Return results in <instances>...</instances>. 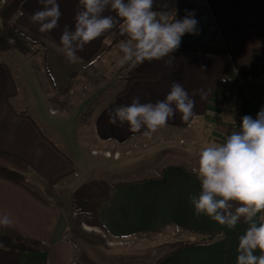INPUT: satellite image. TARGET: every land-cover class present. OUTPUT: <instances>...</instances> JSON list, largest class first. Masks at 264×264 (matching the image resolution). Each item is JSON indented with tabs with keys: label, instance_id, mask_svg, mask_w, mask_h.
I'll use <instances>...</instances> for the list:
<instances>
[{
	"label": "crops",
	"instance_id": "1",
	"mask_svg": "<svg viewBox=\"0 0 264 264\" xmlns=\"http://www.w3.org/2000/svg\"><path fill=\"white\" fill-rule=\"evenodd\" d=\"M57 2L61 15L57 27L48 32L41 33L39 26L30 20L32 13L41 8L38 0H25L10 24L0 28V152L19 158L33 168L27 175L33 185L29 186L46 200L42 202L21 186L0 178V217L8 215L12 220L6 227L8 230L0 228L3 245L0 264H143L133 255L106 257L103 253L110 249L139 245L153 248L168 243L176 244L175 248L147 264H235L238 237L247 225L241 220L234 229H229L207 217L195 216L190 197L199 192V183L191 171L180 165L166 166L155 176L110 184L95 220L84 223L92 230L73 229L77 239L69 227L70 207L57 202L64 198L60 192L74 179L76 161L44 132L53 131L60 138L59 117L71 120L78 116L81 129L77 130V145L78 141L83 143L82 149L89 156L101 158L105 163H119L121 158L129 160L133 150L153 142L152 138L130 133L127 125H109L107 113L118 105L129 104L135 96L140 97L141 103L162 100L175 81L190 95L196 93L194 114L189 121L181 120L178 114L159 131L167 134V138L179 139L180 145L186 143L183 137L191 143L196 141L202 148L222 142L225 135H230V126L239 128L245 116L240 112L242 104L257 97L264 108V86L242 88L232 93L227 109L220 107L228 81L264 76V0H185L198 6L194 15L201 9L207 10L214 24L208 29L198 27V35L186 34L182 40L219 45L226 54L176 51L172 67H164L163 61H152L134 69L152 73L154 78L127 80L126 68L124 75L115 77L120 65L111 79L103 82L95 72L102 70L97 65L104 56L118 48L107 47L116 29L87 44L83 51L77 52L81 61L70 64L60 51L59 41L65 25L70 30L74 26L77 0ZM174 3L175 0H154V9L169 11ZM7 50L8 53L28 51L27 60L38 57L41 62L36 82L39 92L15 71H18L13 68L16 61L5 56ZM81 79H84L82 88H76ZM114 79L123 83L114 85ZM84 91H88V96H82ZM75 95L79 100L77 105L73 104ZM49 109L58 113L52 115ZM37 119L47 130L40 128ZM94 151L96 155L91 154ZM107 152H117L120 158L103 156ZM259 220H264V213L259 214ZM189 231L215 236L205 243L181 247L183 243L201 239ZM178 232L190 233L191 237L180 236ZM81 236H93L97 241L81 240Z\"/></svg>",
	"mask_w": 264,
	"mask_h": 264
},
{
	"label": "clouds",
	"instance_id": "2",
	"mask_svg": "<svg viewBox=\"0 0 264 264\" xmlns=\"http://www.w3.org/2000/svg\"><path fill=\"white\" fill-rule=\"evenodd\" d=\"M41 8L30 20L41 33L57 27L61 15L57 0H38ZM124 37L119 43V63L129 70L145 62L163 61L172 67L173 55L182 38L198 35L194 12L183 18H170L167 11L155 10L154 0H77L74 26L65 25L60 36V51L70 64L81 61L77 52L110 30ZM196 93L192 95L179 82H173L162 100L141 103L135 96L129 104L111 109L108 124L151 139L179 114L181 120L193 116ZM191 174L199 183V192L190 197L194 215L234 229L243 220L247 225L238 237L235 264H264V108L256 117H242L222 142L203 147L194 161ZM8 215L0 225L10 226ZM3 245L0 244V247Z\"/></svg>",
	"mask_w": 264,
	"mask_h": 264
},
{
	"label": "rangeland",
	"instance_id": "3",
	"mask_svg": "<svg viewBox=\"0 0 264 264\" xmlns=\"http://www.w3.org/2000/svg\"><path fill=\"white\" fill-rule=\"evenodd\" d=\"M1 27H3V23L0 22V28ZM116 47L118 48H115L106 54L103 60H101L97 65V67H100L102 70L100 72L96 71L95 74L102 82L104 80H110L111 74L115 72L117 67L120 66V56L118 52L119 46ZM16 51H10L8 53L7 50L5 56L8 59L14 58L16 65L13 68H18V71L17 69H15V71L20 75L22 74L24 81L28 82L29 86H32L39 92L38 88L36 87V82L39 75L38 73L40 72L38 70L41 66L40 60L38 57H36L34 60H27L30 58L28 51L22 53ZM125 68V66L121 67L117 71L115 77L124 75L126 72ZM83 80L84 79L79 80L75 84V87L82 88L81 84ZM114 81V85L117 86L123 83L115 79ZM87 94H89L88 91H84L82 96H88ZM73 100V104H79V100L76 95ZM45 107L46 105L43 103L42 108L44 111ZM50 110L54 111L55 114L58 113L57 110L49 109V111ZM76 115H79V113ZM77 117L78 116H74V118L71 120H66L63 118V116L59 117V121L57 123L62 134V137L60 138H57V134L55 132H49L45 127L42 126L43 123L37 119L39 121L38 123L40 124V128L42 130H47L44 133L48 136V138L54 141L58 148L63 150L68 156L76 161V174L73 181L70 185H67L66 189L60 192L61 196L64 195L66 200L64 198L59 201L57 200V202L63 204L65 203V207H70L69 211H71L70 217L72 223L69 225V227L75 236L77 233H75L73 230L74 228L83 229L84 223H92L95 220L97 209L101 200L106 195L107 188L110 184L121 180L155 176L159 174L163 168L170 165H180L190 171L193 162L197 159L198 154L202 149L200 145L195 143L196 141H192L191 143V141L183 137V140H185L186 143L184 145H180L178 143L179 139H173V137L167 138V134L158 131L153 134L155 135L152 137L153 142L147 144L143 148L141 147L140 149L133 150L134 155L129 158V160L121 158L119 163H111V161L105 163L101 158H93L89 156V153L82 149L83 143L80 141H78L79 145H77V130L79 131V129H81L79 123L77 122L79 119ZM229 129L230 128H228V131ZM194 135L195 134H192V137H194ZM196 137L199 138L200 136L197 135ZM91 154L96 155L97 153L94 151ZM103 156L111 159L120 158V154L117 152L111 154L108 152L103 153ZM28 185L33 186L31 179L28 180ZM51 191H53V189ZM47 198L49 199L50 197ZM51 200L54 201V199ZM178 234L180 236L191 237L190 233L188 234L185 232H178ZM76 238L79 239L77 236ZM81 238V240L84 238V240L87 241L96 240V238L93 236H89V238L81 236ZM175 246L176 244L174 243H168L161 244L153 248H149L147 245L130 246L106 251L104 248L103 251L105 252L103 253V256L117 257L123 253L125 256L133 255L136 258L141 259L143 264H147L155 261L157 258L162 257L171 249L175 248Z\"/></svg>",
	"mask_w": 264,
	"mask_h": 264
},
{
	"label": "trees",
	"instance_id": "4",
	"mask_svg": "<svg viewBox=\"0 0 264 264\" xmlns=\"http://www.w3.org/2000/svg\"><path fill=\"white\" fill-rule=\"evenodd\" d=\"M24 1L25 0H3L2 5L0 7V22L8 26L12 21V19L14 18V16L19 11ZM197 9L198 6L196 4L193 3L187 4L185 3V0H175L172 9H170L167 12L170 14V18L172 17L183 18L187 14V12H195ZM122 39H124V37H121L119 35L118 29H116L107 47L112 48L119 46V43ZM177 51L208 53L214 55L226 54V51L222 46L194 44V43L186 42L184 40H182L181 46ZM0 56H1V49H0ZM125 67L128 72L127 80L154 78V74L152 73H140V72H136L134 69L129 70L127 66ZM33 171H34L33 168L30 167L26 162L22 161L21 159L0 152V178L21 186L22 188L27 190L30 194H32L35 198L39 199L42 202H46V200H44L36 190L32 189L28 185L27 175ZM0 228L8 230L6 227L3 226H0ZM189 232L201 236V239L195 241L194 243H183L181 247L196 244L199 242L205 243L211 241L215 236L214 233H197L192 231Z\"/></svg>",
	"mask_w": 264,
	"mask_h": 264
},
{
	"label": "built area",
	"instance_id": "5",
	"mask_svg": "<svg viewBox=\"0 0 264 264\" xmlns=\"http://www.w3.org/2000/svg\"><path fill=\"white\" fill-rule=\"evenodd\" d=\"M195 18L198 20V27L200 29H208L212 28L214 24V20L212 18V15L204 9H201L195 13ZM248 86H264V76H249L244 78H239L235 80H230L227 83V88L224 90L222 94V98L220 101V107L222 109H227L229 107L230 98L232 96V93L239 91L242 88L248 87ZM50 114L54 115V111L50 110ZM229 134H231L232 131L235 130V128H238L237 125H232L229 127ZM228 135H225L222 140H224Z\"/></svg>",
	"mask_w": 264,
	"mask_h": 264
},
{
	"label": "water",
	"instance_id": "6",
	"mask_svg": "<svg viewBox=\"0 0 264 264\" xmlns=\"http://www.w3.org/2000/svg\"><path fill=\"white\" fill-rule=\"evenodd\" d=\"M262 103L259 98L252 97L240 107V112L243 115L254 116L258 113V110L261 108Z\"/></svg>",
	"mask_w": 264,
	"mask_h": 264
},
{
	"label": "bare ground",
	"instance_id": "7",
	"mask_svg": "<svg viewBox=\"0 0 264 264\" xmlns=\"http://www.w3.org/2000/svg\"><path fill=\"white\" fill-rule=\"evenodd\" d=\"M84 228H85L86 230H89V231L92 230L91 228H89V227H87V226H84Z\"/></svg>",
	"mask_w": 264,
	"mask_h": 264
}]
</instances>
